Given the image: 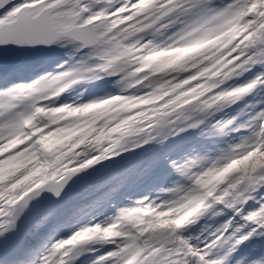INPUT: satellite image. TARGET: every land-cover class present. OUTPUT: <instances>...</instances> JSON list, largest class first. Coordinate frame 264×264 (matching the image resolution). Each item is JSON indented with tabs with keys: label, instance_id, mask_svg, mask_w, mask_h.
I'll list each match as a JSON object with an SVG mask.
<instances>
[{
	"label": "snow or ice",
	"instance_id": "1",
	"mask_svg": "<svg viewBox=\"0 0 264 264\" xmlns=\"http://www.w3.org/2000/svg\"><path fill=\"white\" fill-rule=\"evenodd\" d=\"M0 264H264V0H0Z\"/></svg>",
	"mask_w": 264,
	"mask_h": 264
}]
</instances>
